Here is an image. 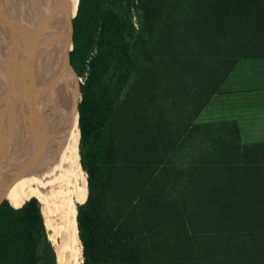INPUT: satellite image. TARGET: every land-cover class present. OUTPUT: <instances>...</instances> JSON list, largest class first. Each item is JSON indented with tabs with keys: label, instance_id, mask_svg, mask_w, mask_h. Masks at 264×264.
<instances>
[{
	"label": "trees",
	"instance_id": "obj_1",
	"mask_svg": "<svg viewBox=\"0 0 264 264\" xmlns=\"http://www.w3.org/2000/svg\"><path fill=\"white\" fill-rule=\"evenodd\" d=\"M69 29L81 264H264V122L200 121L218 95L264 104V0H78ZM1 193L0 264H56L36 195Z\"/></svg>",
	"mask_w": 264,
	"mask_h": 264
},
{
	"label": "bare ground",
	"instance_id": "obj_2",
	"mask_svg": "<svg viewBox=\"0 0 264 264\" xmlns=\"http://www.w3.org/2000/svg\"><path fill=\"white\" fill-rule=\"evenodd\" d=\"M78 0H0V189L18 204L34 193L57 264H81L76 203L85 199L77 85L57 41L72 43Z\"/></svg>",
	"mask_w": 264,
	"mask_h": 264
},
{
	"label": "rangeland",
	"instance_id": "obj_3",
	"mask_svg": "<svg viewBox=\"0 0 264 264\" xmlns=\"http://www.w3.org/2000/svg\"><path fill=\"white\" fill-rule=\"evenodd\" d=\"M129 14L131 15L134 23L137 22V11H136L135 7H131L129 9ZM137 24H138V22H137ZM69 31H70V29H69ZM253 64L254 63H251L250 65H248V67H246V65L242 66L243 68L246 67V69L243 70L244 74L236 76V79L241 80V79H248L250 77V78H252V80H256L257 79L256 78L257 73H254V69L251 68V67H253L252 66ZM249 71H251L252 75L248 76ZM81 81H82V78H80L79 76L77 78L75 76H73L72 78L68 79L69 90L72 94L76 92V90H77L76 87H77V85L79 86V83ZM258 81L259 80L255 81V82H258ZM242 95H243V93L232 94V95H229L226 93L224 95L216 96L213 99L209 110L207 109L200 116V121L214 119L218 116L219 112H220V114L225 112L226 114H231V115L233 113L236 116V118L238 120H240L241 125L244 128V131L246 130L250 134L255 132L257 127H259L260 124H262L264 122V106H263L264 104H263V102H262V105H260L261 102H259L260 104H257L258 101H255L254 99H252L250 97H245ZM1 105H2V107L0 109H2L3 107L5 108V102L2 103ZM224 109H226V110H224ZM0 191H1V189H0ZM2 194L3 193H1L0 196ZM55 261L57 264L56 254H55ZM82 262H83V260H82Z\"/></svg>",
	"mask_w": 264,
	"mask_h": 264
},
{
	"label": "water",
	"instance_id": "obj_4",
	"mask_svg": "<svg viewBox=\"0 0 264 264\" xmlns=\"http://www.w3.org/2000/svg\"><path fill=\"white\" fill-rule=\"evenodd\" d=\"M79 88H80V85H79ZM81 92V91H80ZM81 100V99H80ZM2 202V201H1ZM1 202H0V204H1Z\"/></svg>",
	"mask_w": 264,
	"mask_h": 264
}]
</instances>
